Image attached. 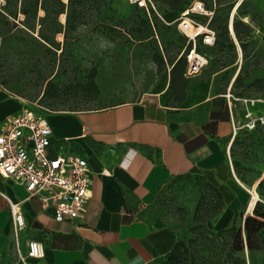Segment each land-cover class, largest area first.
<instances>
[{"label":"crops","instance_id":"crops-1","mask_svg":"<svg viewBox=\"0 0 264 264\" xmlns=\"http://www.w3.org/2000/svg\"><path fill=\"white\" fill-rule=\"evenodd\" d=\"M199 74H184L182 84L170 83L135 102L47 113L0 84V130L9 117L33 105L51 127V155L85 158L92 191L83 218L59 222L37 197L0 176L2 263L25 264V257L26 264H149L165 257L181 234L175 226L157 223L153 207L165 189L185 177L203 179L220 192L223 208L206 226L230 227L251 201L233 149L241 131L249 130L246 113L263 115L264 100L235 103L228 87L216 91ZM263 178L264 173L253 188ZM10 203L20 204V230L13 225ZM30 241L42 244L43 258L27 256Z\"/></svg>","mask_w":264,"mask_h":264},{"label":"rangeland","instance_id":"rangeland-1","mask_svg":"<svg viewBox=\"0 0 264 264\" xmlns=\"http://www.w3.org/2000/svg\"><path fill=\"white\" fill-rule=\"evenodd\" d=\"M169 2L170 0H146L147 8H154L159 18L158 35L153 42L118 45L107 38L101 29L89 33L82 29L80 33L84 31L86 34L80 39L74 38L76 33H72L65 41L63 35L58 34L54 40L60 50L54 55L32 38L20 34L19 38L12 42L6 41L0 47V84L11 93L34 103L44 113L135 102L146 95L164 90L170 83L180 85L185 77L187 64L184 55L188 52L189 42L178 29L180 8ZM193 2H202L209 12V15H194L196 22L203 24L215 19V23L221 27L217 33L225 28L232 39L226 40L222 47H204L197 42L198 52L208 60L199 75L210 80L216 91L226 90L228 87L227 93L235 103H238V99L264 100V0H188L187 5ZM240 3L241 7L234 11L235 6ZM136 4L141 7L138 2ZM97 9L100 17H97ZM78 10L81 15L78 19L80 24L89 25L103 21L108 13L103 0H84ZM40 13L43 14V11ZM59 21L64 24L66 15H61ZM231 23L233 28L236 25L243 32L241 39L235 33L234 36L231 34ZM113 36L115 41L121 40L116 33ZM179 58L183 61L172 70ZM52 59H56L58 64L78 65L82 69H88L87 72L95 69L97 90L88 88L83 83L87 72L82 70L76 78L71 74L55 78L48 95L42 97L47 89V81L46 75L39 70ZM239 73L240 78L234 85L233 80ZM40 115L45 117L43 113ZM232 156L239 178L248 190L252 189L264 173V125L259 124L254 130L243 129ZM11 187L17 194L21 193L12 185ZM253 189L259 195L257 206L250 211L249 203L238 214V224H242L247 216L264 215V178ZM252 196L253 193L251 198ZM218 205V197L205 180L185 177L160 194L153 212L157 223L175 226L180 231L181 239L188 242L195 237L191 229L197 223L194 220L197 207H200L198 217H207L205 227L210 231H217L206 224L217 217ZM208 238L213 243L209 251H203L202 255L213 256L215 261L222 263L225 257V250L221 251L223 238L215 239L212 235ZM256 243L264 247V233L256 239ZM240 255L246 264H251L252 261L254 264H264V248L252 253L245 248ZM149 264L170 263L165 256Z\"/></svg>","mask_w":264,"mask_h":264},{"label":"trees","instance_id":"trees-1","mask_svg":"<svg viewBox=\"0 0 264 264\" xmlns=\"http://www.w3.org/2000/svg\"><path fill=\"white\" fill-rule=\"evenodd\" d=\"M83 1L84 0H68V2L65 3L62 0H0L1 46L6 41H14L19 38L18 35L21 34L32 38L35 40V43L46 47L47 51L56 55L58 50H60L58 43L54 40L58 34H62L65 41H67L72 33H76V35L73 36L74 38L80 39L86 34L83 33L84 31L89 33L101 29L103 33L106 34L107 38L116 42L118 45L124 46L132 45L137 42H153L155 36L158 35L157 26L159 18L155 9L150 6H148V8L139 7L136 3H129L128 0H103V5L108 12L107 15L103 18V21L97 22L96 25H89L85 23L80 24L78 21L79 17H81L78 8L82 6ZM145 3L146 0H142L141 4L144 5ZM169 3L174 7L178 6L180 11L188 6V0H170ZM242 3H240L237 8H240ZM40 11H43V14H41ZM96 11L97 17H100L99 9ZM63 14L66 15V22L64 24L59 21V17ZM82 24H85V27H82ZM208 26L216 32V41L213 46L207 47H222L226 40H232L225 28L221 29V33H217L221 27L215 23V19L208 22ZM82 29H84V31L80 33ZM233 30L235 31V35L241 39L243 32L238 29V26L235 25ZM113 33L120 36L121 40L115 41ZM232 35L234 36V34ZM198 42L202 44L201 41ZM187 47L190 49L192 44L189 43ZM185 55L184 57L186 59ZM182 61L183 59L179 58L173 65L172 70H175ZM82 70L85 72L88 71V69H82L78 65L70 66L58 64L56 59H52L50 62L45 63L39 70L40 73L43 72V74L46 75L45 81H47V89L42 97L48 95L50 91L49 88L55 83L53 81L55 78L57 79L60 76L65 77L68 74L74 75V78H76ZM95 72V69L89 70L84 77L83 83H86L88 88L97 90ZM239 78L240 73L235 78L234 85ZM209 186L219 199V207L217 210L219 214L223 208V203L220 200V192L210 184ZM199 209L200 207H197L194 214V220L197 223L191 229L195 237L190 238L188 242L182 239L179 240L173 250L166 255L168 263L246 264L245 259L240 255L245 248L249 253L256 250H263L264 247L259 246L256 243V239L261 237L264 233V215L247 216L242 224H238L237 215L230 227L213 232L208 230L204 225L207 217H198ZM209 235L215 236V239L223 238L224 240L221 244V251L225 250V257L222 263L219 260L215 261L213 256L205 257L202 255L203 251H209L213 243V240L208 238ZM251 264H254L253 261Z\"/></svg>","mask_w":264,"mask_h":264},{"label":"built area","instance_id":"built-area-1","mask_svg":"<svg viewBox=\"0 0 264 264\" xmlns=\"http://www.w3.org/2000/svg\"><path fill=\"white\" fill-rule=\"evenodd\" d=\"M145 1V0H143ZM142 0H130V3ZM196 14H207L202 2H193L180 12L177 19L179 31L192 47L186 53L187 77L198 75L207 64V58L198 52L197 42L213 46L216 32L194 20ZM244 128L252 130L264 124V114L254 117L246 113ZM52 130L45 117L33 105L22 113L9 117L0 130V176L11 179L25 188L29 197H37L44 209L51 208L53 218L59 222H72L83 218L86 205L92 196L91 171L85 158L73 153H50ZM61 148V147H60ZM11 217L16 230L24 226L20 204L10 203ZM30 258L41 259L44 249L40 242L30 241ZM21 260L26 264L25 257ZM0 264H3L0 258Z\"/></svg>","mask_w":264,"mask_h":264},{"label":"bare ground","instance_id":"bare-ground-1","mask_svg":"<svg viewBox=\"0 0 264 264\" xmlns=\"http://www.w3.org/2000/svg\"><path fill=\"white\" fill-rule=\"evenodd\" d=\"M237 7H238V4L235 6L234 11L237 9ZM230 28H231V32L233 34L234 31H233L232 23L230 24ZM249 190H250V193H253V196L251 198V202H250V205H249V210L251 211L256 206V204H257V202L259 200V195L257 194V191L255 189H249Z\"/></svg>","mask_w":264,"mask_h":264},{"label":"water","instance_id":"water-1","mask_svg":"<svg viewBox=\"0 0 264 264\" xmlns=\"http://www.w3.org/2000/svg\"><path fill=\"white\" fill-rule=\"evenodd\" d=\"M230 30H231V28H230Z\"/></svg>","mask_w":264,"mask_h":264}]
</instances>
